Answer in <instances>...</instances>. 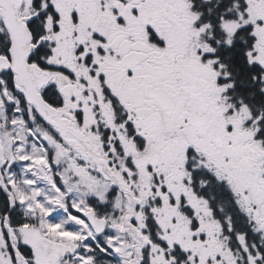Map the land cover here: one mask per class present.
<instances>
[{"label":"snow or ice","instance_id":"6c2138e0","mask_svg":"<svg viewBox=\"0 0 264 264\" xmlns=\"http://www.w3.org/2000/svg\"><path fill=\"white\" fill-rule=\"evenodd\" d=\"M0 264H264V0H0Z\"/></svg>","mask_w":264,"mask_h":264}]
</instances>
